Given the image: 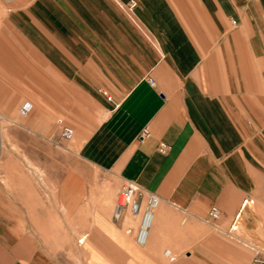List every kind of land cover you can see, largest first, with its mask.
Here are the masks:
<instances>
[{
  "label": "crops",
  "instance_id": "crops-1",
  "mask_svg": "<svg viewBox=\"0 0 264 264\" xmlns=\"http://www.w3.org/2000/svg\"><path fill=\"white\" fill-rule=\"evenodd\" d=\"M10 1L0 104L29 100L40 122L15 129L45 136L42 119H64L73 137L59 127L50 144L70 168L75 154L160 204L141 253L139 215L127 206L117 226L105 182L94 244L88 191L42 188L2 151L0 264L120 262L122 246L134 264H250L248 239L264 247V0Z\"/></svg>",
  "mask_w": 264,
  "mask_h": 264
},
{
  "label": "rangeland",
  "instance_id": "rangeland-1",
  "mask_svg": "<svg viewBox=\"0 0 264 264\" xmlns=\"http://www.w3.org/2000/svg\"><path fill=\"white\" fill-rule=\"evenodd\" d=\"M12 3L10 0H0V6L3 4L5 6ZM7 10L5 7L1 6V10ZM2 104V105H1ZM0 104V154L2 151H9L11 155L17 156L20 163L23 165L25 172L31 175L38 185H41L42 188H57L61 190L72 189L75 191H88L87 201V211L89 218V227L90 235L88 238H92L94 244L97 242V230H96V209L101 207L100 197L102 185L105 182H109L112 186L116 188L117 200L119 198L121 189L123 188V183L118 180L112 173L109 171H102L96 169L92 166L86 165L78 160H76V155L73 156L72 168L65 161L64 155H60L55 151L53 145L50 144L54 141H59L60 137L55 131L60 132L59 127L61 128L60 123L56 121H49V119H42V123L46 126L51 127V132L49 134L38 135L34 132H21L15 127L19 125L20 121L25 122V125L34 126L38 122V119L33 117V112L27 115H22L20 113V104L17 102L16 97L7 93L6 100ZM3 107V110L1 109ZM64 120V119H63ZM61 134V133H59ZM59 137V138H58ZM1 173V166H0ZM76 200V198H74ZM115 203V202H114ZM115 205V204H114ZM116 206V205H115ZM78 216V215H76ZM111 220L116 223L121 221L119 217L115 216V213L110 214ZM136 219L132 215L128 218L129 221ZM111 221V222H112ZM135 221V220H134ZM128 223V222H127ZM134 224V222H132ZM76 223L74 221V229ZM126 229L122 231L123 237H132L131 234L127 233ZM233 233L237 236H240V230H234ZM80 234V233H79ZM250 242L249 247L254 253L252 247L253 245L261 246V242L258 239H248ZM139 252L143 253L144 245H140L135 242ZM262 247V246H261ZM114 248L110 246L98 247L97 245L90 246V253H104L106 255H111L114 253ZM121 261L118 262H105L101 264H134L129 261V247L122 246L121 248ZM90 264H97L96 262ZM100 264V263H99Z\"/></svg>",
  "mask_w": 264,
  "mask_h": 264
},
{
  "label": "built area",
  "instance_id": "built-area-1",
  "mask_svg": "<svg viewBox=\"0 0 264 264\" xmlns=\"http://www.w3.org/2000/svg\"><path fill=\"white\" fill-rule=\"evenodd\" d=\"M32 102L27 100L23 102L20 107V113L27 115L32 111ZM61 125L62 136L70 139L74 135V128L67 124L63 119L58 121ZM150 131L144 129L142 136H149ZM167 148L166 143H161L160 150L165 151ZM160 204V197L156 193H144L142 189L134 183L127 181L121 189L119 198L117 200L114 213L116 217H120L123 209L127 206L131 208L134 215H139V227L136 233V242L140 245L146 244L149 238V232L152 227L154 214ZM210 216L213 219L221 217V211L217 206H213L210 210ZM254 253L250 264H264V247L253 245Z\"/></svg>",
  "mask_w": 264,
  "mask_h": 264
},
{
  "label": "bare ground",
  "instance_id": "bare-ground-1",
  "mask_svg": "<svg viewBox=\"0 0 264 264\" xmlns=\"http://www.w3.org/2000/svg\"><path fill=\"white\" fill-rule=\"evenodd\" d=\"M154 217H155V214H154ZM153 222H154V219H153ZM153 224V223H152ZM148 241V240H147ZM147 243V242H146Z\"/></svg>",
  "mask_w": 264,
  "mask_h": 264
}]
</instances>
